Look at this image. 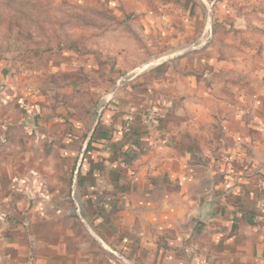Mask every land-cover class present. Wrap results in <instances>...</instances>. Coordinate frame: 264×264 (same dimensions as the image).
<instances>
[{"label":"crops","instance_id":"crops-1","mask_svg":"<svg viewBox=\"0 0 264 264\" xmlns=\"http://www.w3.org/2000/svg\"><path fill=\"white\" fill-rule=\"evenodd\" d=\"M180 5L203 31L199 8ZM252 23L246 16V32L259 34L230 35L218 68L182 67V82L166 86L153 79L168 107L151 150L141 102L105 98V63L93 54L56 52L37 70L0 61V264H264V33ZM167 41L160 53L188 40ZM126 150L136 179L116 160Z\"/></svg>","mask_w":264,"mask_h":264},{"label":"rangeland","instance_id":"rangeland-1","mask_svg":"<svg viewBox=\"0 0 264 264\" xmlns=\"http://www.w3.org/2000/svg\"><path fill=\"white\" fill-rule=\"evenodd\" d=\"M185 1L191 2L204 14L203 31L197 27L196 14L183 11L180 4ZM261 7L260 0H0V61L10 62L21 57L37 70L51 61L52 54L56 52L74 51L81 56L93 54L98 66L105 63L99 66L97 75L100 81L108 83L105 98L108 99L116 87L113 96L119 93L141 102L138 115H142V125L149 139L153 134L144 125L145 115L148 110L157 109L164 118L168 107L157 103L164 100L161 94L159 100L153 96L155 84L166 86L174 80L182 82L178 77L182 67L188 70L200 63L216 68L218 64L214 59H221L220 48L227 45L225 42L230 35L235 36V31L241 35L247 32L253 36L259 34L255 25H252L254 31L246 32V16L253 23H258L260 34L264 33L261 29L264 20L259 12ZM172 37L188 41L176 50L160 53L164 42ZM123 42L126 49L124 59L117 57L115 49ZM240 44L243 45V40ZM157 48L158 55H151L157 52ZM195 54L200 57H193L182 66L178 62L170 72L166 70L170 66L168 62ZM156 56L163 62H155ZM156 69L160 71L151 75V79L150 72ZM90 77L80 75L84 82ZM101 93L94 92L95 97L98 96L97 101L89 92H85L81 100L88 102L91 97L96 108L104 98ZM97 111L101 113L102 108ZM131 130L132 122L128 119L122 131L130 135ZM146 145L147 150L153 148L148 142ZM134 154L128 150V156L119 160L116 156L119 166L125 161L137 169ZM261 224H264L263 220Z\"/></svg>","mask_w":264,"mask_h":264},{"label":"built area","instance_id":"built-area-1","mask_svg":"<svg viewBox=\"0 0 264 264\" xmlns=\"http://www.w3.org/2000/svg\"><path fill=\"white\" fill-rule=\"evenodd\" d=\"M31 95L33 97H36L37 94L36 92H31ZM163 118V114L161 113V111L157 110V109H150L148 110L147 114L144 117V125L152 132L153 137L149 138L147 140L149 147H153L154 144V140L158 137L159 135V121ZM127 127H129V125H127ZM120 167L122 168V170L126 171L132 179H136L138 176V171L137 169L131 167L129 164H127L125 161H123L120 164ZM260 208L262 209V212L264 214V202L260 205ZM261 220L264 221V215L261 216Z\"/></svg>","mask_w":264,"mask_h":264},{"label":"water","instance_id":"water-1","mask_svg":"<svg viewBox=\"0 0 264 264\" xmlns=\"http://www.w3.org/2000/svg\"><path fill=\"white\" fill-rule=\"evenodd\" d=\"M211 19V18H210ZM210 19H209V21H210ZM116 87L114 88V90L112 91V93H111V97L113 96V94L115 93V91H116ZM27 124L28 125H34V120L33 119H28L27 120ZM120 259L122 260V261H125L122 257H120ZM125 263H127V264H129V262H127V261H125Z\"/></svg>","mask_w":264,"mask_h":264},{"label":"trees","instance_id":"trees-1","mask_svg":"<svg viewBox=\"0 0 264 264\" xmlns=\"http://www.w3.org/2000/svg\"><path fill=\"white\" fill-rule=\"evenodd\" d=\"M132 145H135V143H133ZM136 148V147H135ZM136 151V150H135ZM128 156V150L123 151L122 153H120L119 155H117V160H119L120 158H124Z\"/></svg>","mask_w":264,"mask_h":264}]
</instances>
